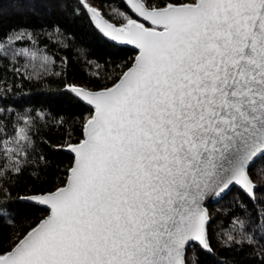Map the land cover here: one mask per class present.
<instances>
[{
  "label": "snow or ice",
  "instance_id": "obj_1",
  "mask_svg": "<svg viewBox=\"0 0 264 264\" xmlns=\"http://www.w3.org/2000/svg\"><path fill=\"white\" fill-rule=\"evenodd\" d=\"M121 2L132 14L111 8L109 20L77 0L102 35L137 55L111 87L66 85L93 107L83 139L66 143L74 161L63 186L20 198L49 215L0 244V264H198L196 248L214 251L204 201L233 185L256 199L248 169L264 178V0ZM19 120L0 139V177L31 163L33 120ZM5 214L15 218L0 202ZM217 235L226 248L264 247L260 210L230 213Z\"/></svg>",
  "mask_w": 264,
  "mask_h": 264
},
{
  "label": "trees",
  "instance_id": "obj_2",
  "mask_svg": "<svg viewBox=\"0 0 264 264\" xmlns=\"http://www.w3.org/2000/svg\"><path fill=\"white\" fill-rule=\"evenodd\" d=\"M112 20L111 8L132 14L121 0H87ZM186 2V0H176ZM135 18V17H134ZM115 22V21H113ZM21 32L23 39H12ZM0 139L12 136L23 122L21 116L33 120V145L21 174L0 177V202L13 212L0 219V244L21 238L46 214L47 210L20 198L45 193L64 185L74 156L66 143L83 138L82 125L93 108L66 90V85L82 84L90 89L113 85L130 67L137 54L131 47L119 45L101 34L77 0H3L0 5ZM28 50L27 55L18 54ZM32 53H35L33 58ZM48 60L44 61L43 57ZM97 65L99 67H97ZM44 113L41 119L39 114ZM62 120V125L58 121ZM43 157L40 160L39 157ZM0 163H3L0 157ZM259 163V161H258ZM253 168L250 176L256 183L255 201L239 187H233L209 207V236L214 251L195 249L198 264H261L264 247L243 250L226 248L218 243V226L228 215L241 219L260 210L264 222V178ZM264 243V242H261ZM189 260L193 247L187 252Z\"/></svg>",
  "mask_w": 264,
  "mask_h": 264
},
{
  "label": "water",
  "instance_id": "obj_3",
  "mask_svg": "<svg viewBox=\"0 0 264 264\" xmlns=\"http://www.w3.org/2000/svg\"><path fill=\"white\" fill-rule=\"evenodd\" d=\"M92 6V5H91ZM95 7V6H94ZM98 8V7H97ZM98 10L101 12V10L98 8ZM102 13V12H101ZM103 15V14H102ZM104 16V15H103ZM104 18L105 19H108L107 17H105L104 16ZM108 39H110V38H108ZM111 40V39H110ZM111 41H113V40H111ZM113 42H115V43H117V44H119V45H124V46H128V47H131V48H133L134 50H136V52H137V49L135 48V46H133V45H128V44H125V43H123V42H116V41H113ZM137 55V54H136ZM132 66V64L130 65V67ZM130 67H128V68H130ZM128 68L125 70V71H127L128 70ZM124 71V72H125ZM118 81V80H117ZM116 81V82H117ZM115 82V83H116ZM72 85H77V84H72ZM77 86H80V87H83V88H85V89H87V90H92V91H98V90H100V89H102V88H99V89H90V88H87V87H85L84 85H77ZM112 86V85H111ZM111 86H109V87H111ZM67 90V89H66ZM70 92V91H69ZM90 106V105H89ZM92 107V106H91ZM93 108V107H92ZM83 139V138H82ZM67 149V148H66ZM68 150V149H67ZM69 151V150H68ZM70 152V151H69ZM73 154V153H72ZM73 156H74V154H73ZM250 169V168H249ZM249 169H248V174L250 175V173H249ZM252 178V177H251ZM253 180V179H252ZM256 184V183H255ZM61 186H63V185H61ZM61 186H59V187H61ZM237 185H233L223 196H225L233 187H236ZM237 187H239V186H237ZM257 187V186H256ZM256 187H255V189H256ZM240 188V187H239ZM255 189H254V191H255ZM55 190V189H54ZM54 190H52V191H54ZM37 194H41V193H37ZM32 195H36V194H30V195H26V196H23V197H29V196H32ZM222 196V197H223ZM222 197H218V196H210V197H208L205 201H204V206L206 207V209H207V212H208V214H209V216H210V213H209V207L212 205V204H215L216 202H218ZM43 207V206H42ZM45 208V207H44ZM48 212H47V214L42 218V219H44L45 217H47L48 215H49V210L47 209V208H45ZM42 219H40L34 226H32L31 228H33V227H35ZM30 228V229H31ZM29 229V230H30ZM28 230V231H29ZM27 233V232H26ZM25 233V234H26ZM24 234V235H25ZM23 237V236H22ZM21 237V238H22ZM190 247V246H189ZM189 249V248H188ZM187 252H188V250H187Z\"/></svg>",
  "mask_w": 264,
  "mask_h": 264
},
{
  "label": "rangeland",
  "instance_id": "obj_4",
  "mask_svg": "<svg viewBox=\"0 0 264 264\" xmlns=\"http://www.w3.org/2000/svg\"><path fill=\"white\" fill-rule=\"evenodd\" d=\"M77 85H82V84H77ZM85 86V85H84ZM85 87H87V86H85ZM87 88H89V87H87Z\"/></svg>",
  "mask_w": 264,
  "mask_h": 264
}]
</instances>
